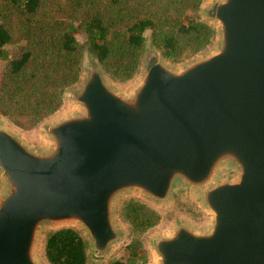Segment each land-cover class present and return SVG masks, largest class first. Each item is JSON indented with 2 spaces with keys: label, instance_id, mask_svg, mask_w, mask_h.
Masks as SVG:
<instances>
[{
  "label": "water",
  "instance_id": "obj_1",
  "mask_svg": "<svg viewBox=\"0 0 264 264\" xmlns=\"http://www.w3.org/2000/svg\"><path fill=\"white\" fill-rule=\"evenodd\" d=\"M205 2L198 14L219 36L209 54L174 67L150 35L139 83L124 92L87 46L63 94L72 108L35 127L45 143L0 115V264H50L42 236L61 224L54 231L75 229L89 262H102L126 237L124 196L163 205L179 189L196 192L213 222L180 221L153 239L159 264H264V0ZM228 164L234 182L220 178Z\"/></svg>",
  "mask_w": 264,
  "mask_h": 264
},
{
  "label": "trees",
  "instance_id": "obj_2",
  "mask_svg": "<svg viewBox=\"0 0 264 264\" xmlns=\"http://www.w3.org/2000/svg\"><path fill=\"white\" fill-rule=\"evenodd\" d=\"M204 0H0V115L24 130L34 129L63 106L64 92L81 76L84 48L91 46L104 69L120 82L139 70L145 32L172 62H183L209 47L215 29L199 19ZM85 34V42L77 35ZM123 217L134 239L128 260L145 259L141 237L161 215L139 201L128 202ZM50 264H91L84 239L73 228L50 233Z\"/></svg>",
  "mask_w": 264,
  "mask_h": 264
},
{
  "label": "rangeland",
  "instance_id": "obj_3",
  "mask_svg": "<svg viewBox=\"0 0 264 264\" xmlns=\"http://www.w3.org/2000/svg\"><path fill=\"white\" fill-rule=\"evenodd\" d=\"M212 0H206L204 4V9L209 6L210 2ZM198 17L200 20H206V17L203 14H198ZM210 22V21H209ZM215 25L214 22H210ZM151 32L148 29L145 32V37L147 40H150ZM77 39L79 42H85L86 35L85 34H79L77 35ZM219 36L216 38V40L213 42L210 48H208L205 52L193 56L183 62L177 63L172 62L169 59H166L169 64L174 67L176 66H182L183 64L193 61L197 58L203 57L210 52H212L214 49H216L219 46ZM89 56V55H88ZM177 63V64H176ZM5 61L0 60V73L4 69ZM140 74L136 75L133 79L127 82H120L113 78L112 84L114 87H116L118 90L128 92L132 89H134L140 80ZM81 85V83L79 84ZM68 98V99H67ZM67 98L63 104V107L60 109L59 112L55 114V116L63 113L67 109L72 108V102L69 99V95H67ZM70 100V101H69ZM11 124V123H10ZM22 130V129H21ZM22 133L31 141L34 142H41L44 141V133L41 127H37L33 130H22ZM221 176L220 178L224 181L234 182L239 179L240 171L237 170L232 165L223 166V168L220 170ZM130 201H139L142 202L152 209L156 210L161 215V221L160 223L155 226L154 228L147 231L144 235L141 237V243L143 247V252L145 254V259L141 260L139 259V256H134L133 258L138 261V264H159V257L158 254L153 246V239L164 236L167 234H170L174 226L179 223L180 221L186 222L189 225H191L194 229L199 231H205L208 230L213 222L212 219V213L211 211L204 205L202 200L198 197L196 192L188 189H179L175 194L174 197L167 202L166 204H155L148 200L145 196L141 194H129L124 196L118 203L117 209H116V218L119 223L123 227L124 230H127L126 237L120 242H118L113 248L112 251L109 253L108 257L99 263H92V264H110L112 261L116 259H123L125 261L128 260V257L130 255L129 251L127 250V245L134 239L133 231L130 227V225L126 222V220L123 217V210L125 205ZM68 224H61V225H53L50 227H47L44 230L43 236H42V242L43 246L41 250L44 248L45 244V238L47 234L51 231H54L55 229H59L62 227H66Z\"/></svg>",
  "mask_w": 264,
  "mask_h": 264
}]
</instances>
